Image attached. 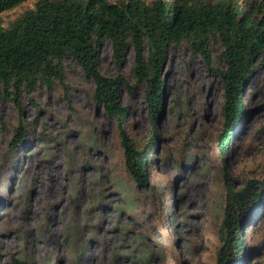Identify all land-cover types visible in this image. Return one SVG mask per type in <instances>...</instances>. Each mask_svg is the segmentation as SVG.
I'll return each mask as SVG.
<instances>
[{
  "label": "rangeland",
  "instance_id": "obj_1",
  "mask_svg": "<svg viewBox=\"0 0 264 264\" xmlns=\"http://www.w3.org/2000/svg\"><path fill=\"white\" fill-rule=\"evenodd\" d=\"M35 1L1 12V25ZM208 49V62L186 40L167 50L160 67L165 103L146 151V186L126 169L116 121L96 104L92 80L72 58L62 60V80L21 92L20 107L0 97V239L6 242L0 264H216L224 165L234 189L264 178V66L246 81L245 113L222 154L223 45L213 37ZM132 67L129 48L121 73L132 89L121 87V102L128 134L143 147L151 122L144 83ZM99 69L117 73L108 40L100 46ZM20 121L27 137L11 147ZM33 209L30 227H13L12 214L20 223ZM242 234L240 264H264V189ZM38 247L46 253L38 256Z\"/></svg>",
  "mask_w": 264,
  "mask_h": 264
},
{
  "label": "trees",
  "instance_id": "obj_2",
  "mask_svg": "<svg viewBox=\"0 0 264 264\" xmlns=\"http://www.w3.org/2000/svg\"><path fill=\"white\" fill-rule=\"evenodd\" d=\"M25 1L0 0V13ZM213 37L223 45L225 63L217 70L223 87L219 147L224 154L245 113L246 81L264 66V0H36L8 26L0 23V97H9L20 107L21 92L62 80V60L72 58L92 80L96 104L116 121L126 169L137 185L146 186V151L153 149L165 103L160 67L167 50L186 40L208 62V43ZM105 40L110 42L117 67L112 77L99 69L100 46ZM129 48L133 51L132 75L144 83L143 98L151 122L152 134L143 147H137L128 134L127 107L121 102V87L132 89L121 73ZM26 137V126L20 121L10 146L22 144ZM223 177L226 204L217 233L216 264H240L245 253L243 225L261 198L264 178L247 180L234 189L225 165Z\"/></svg>",
  "mask_w": 264,
  "mask_h": 264
},
{
  "label": "bare ground",
  "instance_id": "obj_3",
  "mask_svg": "<svg viewBox=\"0 0 264 264\" xmlns=\"http://www.w3.org/2000/svg\"><path fill=\"white\" fill-rule=\"evenodd\" d=\"M32 214H33V216H32ZM36 214H37L36 209H33V213H31L29 215H26V217H24L23 220L20 223H19V220L17 219V215L16 214H12L13 216L10 215L11 216V224L13 225L14 228H16L17 226H21V225H24L26 227H30L31 223L34 222L35 219H36ZM3 240L1 238L0 239V243L5 245L6 242L3 241ZM44 247L43 248L38 247V250H37V255L38 256L41 255V254H45L46 253L47 248H44Z\"/></svg>",
  "mask_w": 264,
  "mask_h": 264
}]
</instances>
